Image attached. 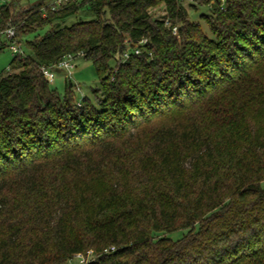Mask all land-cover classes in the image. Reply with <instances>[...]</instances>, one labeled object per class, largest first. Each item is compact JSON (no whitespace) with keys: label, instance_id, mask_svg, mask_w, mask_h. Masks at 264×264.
<instances>
[{"label":"trees","instance_id":"trees-1","mask_svg":"<svg viewBox=\"0 0 264 264\" xmlns=\"http://www.w3.org/2000/svg\"><path fill=\"white\" fill-rule=\"evenodd\" d=\"M19 2L0 29H49L0 71V264H264V0H214L213 35L183 0ZM69 53L80 100L43 72Z\"/></svg>","mask_w":264,"mask_h":264},{"label":"rangeland","instance_id":"rangeland-1","mask_svg":"<svg viewBox=\"0 0 264 264\" xmlns=\"http://www.w3.org/2000/svg\"><path fill=\"white\" fill-rule=\"evenodd\" d=\"M6 1L7 0H0V5H2ZM55 1H57V0H20L18 6L19 7H27L29 5L36 4L39 2H44L45 5H50V4L54 3ZM213 1L214 0H212L210 2V5H208L205 0H183V3L185 4V6L188 8V10L191 13L192 19L201 21L204 30L207 33H209L210 35H213V34H212L208 24L202 19L201 13L208 11L210 9ZM152 11H153L154 16H156V17H162L164 15V13L167 12L165 6L154 7V8H152ZM94 17H96L95 11L92 10L91 8L85 6L79 12L73 13V14L65 17L63 23L71 24V23H74L80 19L88 20V19H92ZM48 29H49V26L46 25L43 28H40L34 32L27 34L24 37V39H23L24 41L22 43L24 53L29 54V52H31L29 50L27 44H26V40L34 39L36 37V35H39V34L40 35L45 34ZM14 55H15L14 52L12 51V49L9 46L0 51V71L4 70V69L5 70L9 69L10 61L13 59ZM74 60H75L76 65H75L72 73H70V74L66 73L65 74L64 70H61V71L56 70V75H55L56 77H55L54 82L51 83V85L53 87H57L59 92H64L66 77L68 76V74L71 75V80L75 84V91L77 94V98L80 100L85 95H92L93 88L99 84V77H98L97 71L95 69L94 63L90 58H86L83 55H78L74 58ZM176 233H178V232H176ZM94 258H95V256L93 255V258H91L90 260H92ZM88 262L85 261L84 263H82V260L80 259V257L78 259V257L76 258L75 256L72 259L73 264H86Z\"/></svg>","mask_w":264,"mask_h":264},{"label":"built area","instance_id":"built-area-1","mask_svg":"<svg viewBox=\"0 0 264 264\" xmlns=\"http://www.w3.org/2000/svg\"><path fill=\"white\" fill-rule=\"evenodd\" d=\"M67 0H57L54 3H52L51 5H53V7L61 5L62 3L66 2ZM152 10V9H151ZM167 12H165L164 14H166ZM167 23L170 24V21L167 19ZM173 31L176 33L177 32V25L173 26ZM0 35H5L8 39H9V47L12 49V51L14 53H19L21 55H24V49L22 47V44L18 41V39L16 38V26L12 25V24H8L6 27H4L3 29H0ZM136 53L140 52V48H136L135 49ZM129 52H125V56H128ZM76 56L69 53L68 55H66L61 61H59V63L57 65H53V66H44L43 67V72L45 74V76L47 77V79L51 82L54 81L55 79V71L57 68H63L66 70L67 73H72L76 63H75V58ZM68 74V75H69ZM112 248H114V246H112ZM94 255V251L93 249H89L86 253L84 252H77L74 254V256L78 259L80 257V259L82 260V263H84L85 261L88 262L91 258H93ZM72 256L66 264H73L72 263Z\"/></svg>","mask_w":264,"mask_h":264},{"label":"crops","instance_id":"crops-1","mask_svg":"<svg viewBox=\"0 0 264 264\" xmlns=\"http://www.w3.org/2000/svg\"><path fill=\"white\" fill-rule=\"evenodd\" d=\"M160 6H165V5H164V4H162V5H160ZM59 70L61 71L62 69H60V68H57V71H59Z\"/></svg>","mask_w":264,"mask_h":264}]
</instances>
